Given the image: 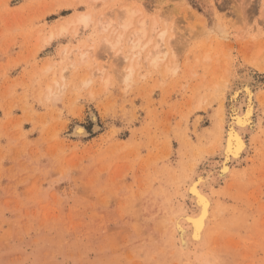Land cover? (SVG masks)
I'll return each mask as SVG.
<instances>
[{"label":"rangeland","instance_id":"1","mask_svg":"<svg viewBox=\"0 0 264 264\" xmlns=\"http://www.w3.org/2000/svg\"><path fill=\"white\" fill-rule=\"evenodd\" d=\"M213 2L0 0V264H264V105L249 155L209 189L203 242L184 250L174 231L220 158L228 84L249 75L264 94V0ZM128 4L172 11L174 73L127 80L104 49L100 19Z\"/></svg>","mask_w":264,"mask_h":264},{"label":"bare ground","instance_id":"2","mask_svg":"<svg viewBox=\"0 0 264 264\" xmlns=\"http://www.w3.org/2000/svg\"><path fill=\"white\" fill-rule=\"evenodd\" d=\"M134 1L131 0V3L133 4ZM210 2L216 7L213 0H210ZM157 7L158 4L155 8ZM112 14L106 21L100 19L99 26L102 30L112 28L110 34L102 36L101 40H103L105 50L111 53H119L123 60L126 62L129 61L127 68L125 67L127 70L125 78L127 80L133 76L136 66L139 67V65H142L146 75L154 71L156 73L163 72L167 76L169 72L174 73L177 70V63L179 62L177 44L180 42V37L177 35L178 30L176 28L179 27L177 26V19H171L172 11L165 13V10L160 12L156 9L152 13L149 11H143L141 13L135 10L131 4H128L122 6L115 12L117 18H113L112 16L115 14ZM190 16L194 17L196 14L186 13L184 18L187 17L188 19ZM92 21H94V15L87 13L78 15L76 22L81 26L82 31L80 33ZM206 22L204 19L200 20L198 17L197 25L200 28L197 26L195 27L196 30L198 28L203 30L204 28L207 31L209 30L208 32H211L210 30L212 28L208 29ZM70 23L69 21L66 24H62L60 29L64 32ZM72 26L74 27V24ZM212 32L215 31L212 29ZM69 50L64 51L63 60L70 57L71 50ZM81 54L85 57L87 51L81 52ZM207 57L208 55L205 58ZM164 74L163 76H165ZM253 80L251 76L245 75L236 82L234 81V83L228 84L229 95L226 96V102H224L225 100L223 101L224 103L221 106L223 113L220 115L222 125L224 123V132L219 146L220 158L218 160L215 159L216 162L213 161V163L206 165L205 168L203 167L204 169L192 177L193 179L187 185L186 191L188 197L193 200L197 208L196 212H184L178 214L174 219V231H176L181 247L184 250H187L193 244L200 245L203 242L206 228L210 221L213 204L209 189L213 185H217L222 180H225L231 174L232 167L241 162L244 156L247 157L249 155L250 140L256 133L258 127L262 125L260 106L264 105V94L263 92L262 94L258 93V89L255 87L256 85L254 86ZM55 82L59 84L58 80H55ZM49 90L51 97L57 96V92L52 91V85H49ZM76 126L74 132L82 135L86 134L84 126L78 124Z\"/></svg>","mask_w":264,"mask_h":264}]
</instances>
